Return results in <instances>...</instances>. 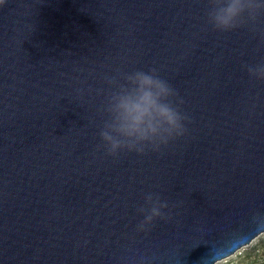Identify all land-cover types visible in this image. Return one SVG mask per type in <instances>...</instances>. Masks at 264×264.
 <instances>
[{"label":"water","instance_id":"95a60500","mask_svg":"<svg viewBox=\"0 0 264 264\" xmlns=\"http://www.w3.org/2000/svg\"><path fill=\"white\" fill-rule=\"evenodd\" d=\"M209 0H5L0 6V264H202L264 211V14L219 32ZM157 69L190 117L160 152L111 157L105 77ZM159 193L170 221L137 233ZM208 231L209 243L193 247Z\"/></svg>","mask_w":264,"mask_h":264},{"label":"clouds","instance_id":"9594fccd","mask_svg":"<svg viewBox=\"0 0 264 264\" xmlns=\"http://www.w3.org/2000/svg\"><path fill=\"white\" fill-rule=\"evenodd\" d=\"M5 0H0V6ZM264 14V0H209L207 23L216 31L230 32L245 24H255ZM250 79L264 82V59L245 66ZM111 89L102 105L104 120L98 136L106 154L117 157L124 152L144 154L160 152L170 142L187 133L189 115L182 110L184 100L157 69H140L119 76L105 77ZM139 206L142 216L136 225L137 233L147 234L154 221H170L171 210L159 193L147 192ZM194 231L201 234L193 247L209 243L203 238L208 229L201 222ZM250 246L257 252L249 256ZM159 257L141 256L135 264H154ZM174 264H181L175 260ZM202 264H264V211H253L247 220L212 242L210 253Z\"/></svg>","mask_w":264,"mask_h":264},{"label":"rangeland","instance_id":"374dc122","mask_svg":"<svg viewBox=\"0 0 264 264\" xmlns=\"http://www.w3.org/2000/svg\"><path fill=\"white\" fill-rule=\"evenodd\" d=\"M257 247L256 246H250V248H249V250H248V255L249 256H254L255 254H256V252H257Z\"/></svg>","mask_w":264,"mask_h":264}]
</instances>
